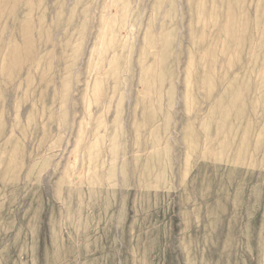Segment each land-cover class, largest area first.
Masks as SVG:
<instances>
[{"label":"rangeland","instance_id":"374dc122","mask_svg":"<svg viewBox=\"0 0 264 264\" xmlns=\"http://www.w3.org/2000/svg\"><path fill=\"white\" fill-rule=\"evenodd\" d=\"M0 264H264V0H0Z\"/></svg>","mask_w":264,"mask_h":264}]
</instances>
